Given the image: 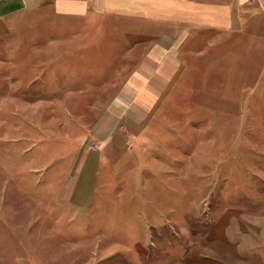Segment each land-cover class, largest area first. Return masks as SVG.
I'll list each match as a JSON object with an SVG mask.
<instances>
[{
    "label": "rangeland",
    "instance_id": "rangeland-1",
    "mask_svg": "<svg viewBox=\"0 0 264 264\" xmlns=\"http://www.w3.org/2000/svg\"><path fill=\"white\" fill-rule=\"evenodd\" d=\"M102 24L0 16V264H264V29L189 41L146 133L101 166L68 123L87 87L69 55L136 33Z\"/></svg>",
    "mask_w": 264,
    "mask_h": 264
},
{
    "label": "crops",
    "instance_id": "crops-1",
    "mask_svg": "<svg viewBox=\"0 0 264 264\" xmlns=\"http://www.w3.org/2000/svg\"><path fill=\"white\" fill-rule=\"evenodd\" d=\"M45 4L73 20L97 26L103 21L118 28L130 22L136 28L129 40L84 41L74 44L75 53L69 55L78 63L76 77L87 87L70 92L84 112L68 123L79 130L76 140H99L101 166L112 150L120 151L146 133L183 72L189 41H197L203 32L247 35L264 29V0H0V16ZM72 35L76 42L88 39L77 29ZM83 71L91 72L83 76Z\"/></svg>",
    "mask_w": 264,
    "mask_h": 264
}]
</instances>
